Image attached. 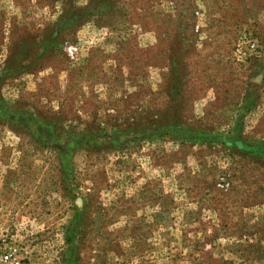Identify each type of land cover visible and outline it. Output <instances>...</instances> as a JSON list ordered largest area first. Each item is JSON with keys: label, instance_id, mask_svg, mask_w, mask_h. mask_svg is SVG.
<instances>
[{"label": "rangeland", "instance_id": "374dc122", "mask_svg": "<svg viewBox=\"0 0 264 264\" xmlns=\"http://www.w3.org/2000/svg\"><path fill=\"white\" fill-rule=\"evenodd\" d=\"M245 95L264 142V0H0V237L23 264H65L69 227L76 264H264V157L165 129L228 133Z\"/></svg>", "mask_w": 264, "mask_h": 264}, {"label": "trees", "instance_id": "16d2710c", "mask_svg": "<svg viewBox=\"0 0 264 264\" xmlns=\"http://www.w3.org/2000/svg\"><path fill=\"white\" fill-rule=\"evenodd\" d=\"M174 74L176 73L175 69L172 70ZM172 75V78L174 80V83L172 86L167 89L168 95L171 99H175L176 94H178L176 90V75ZM5 78L3 75L2 79ZM176 78V79H175ZM253 94V93H252ZM254 103V95H245L244 99L242 100V103L238 105L236 108L237 114L236 118L234 119L232 123V127L228 133H217L214 132H204L202 130H197L194 128H190L188 126H184L178 121V117L175 118V120L171 121L167 124V127L165 129L169 128L170 133H174V131H171L172 129L175 130V132H181L185 138H197V140L200 141H217L222 144H226L229 147H233L237 152L240 154H246L249 156H254L257 158L264 157V142L262 141H255L246 139L242 135V118L244 114L249 111L253 107ZM173 107V108H172ZM171 109L177 110V105H173ZM39 128H48L51 127L49 123H44L40 125H36ZM47 131H50L49 134H51L52 129H47ZM46 131V132H47ZM176 134V133H175ZM38 140L39 137H36ZM70 154L69 152L63 151L60 153L59 156V162L61 165L62 173L69 174L71 169V162H70ZM75 228V227H74ZM73 227H69L65 231V242L68 244V251H66L65 256L68 257L65 258V264H76V261L78 259V256L75 254L69 253V250L71 249V246H73V236L75 235Z\"/></svg>", "mask_w": 264, "mask_h": 264}, {"label": "built area", "instance_id": "2783aa9c", "mask_svg": "<svg viewBox=\"0 0 264 264\" xmlns=\"http://www.w3.org/2000/svg\"><path fill=\"white\" fill-rule=\"evenodd\" d=\"M254 48L255 44L250 43ZM0 264H23L19 248L6 237H0Z\"/></svg>", "mask_w": 264, "mask_h": 264}, {"label": "crops", "instance_id": "0c3cea01", "mask_svg": "<svg viewBox=\"0 0 264 264\" xmlns=\"http://www.w3.org/2000/svg\"><path fill=\"white\" fill-rule=\"evenodd\" d=\"M203 89H204L205 91H206V90H210V91H212V90H214V89H215V87H210L209 89H206V88H203ZM207 92H208V91H207ZM256 106H257V105H256ZM251 109L253 110V109H254V107H252Z\"/></svg>", "mask_w": 264, "mask_h": 264}]
</instances>
